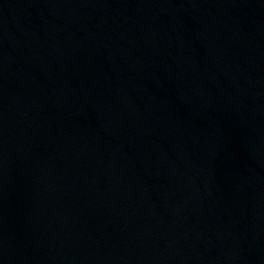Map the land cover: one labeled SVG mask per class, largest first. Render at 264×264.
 Instances as JSON below:
<instances>
[{"label": "water", "instance_id": "water-1", "mask_svg": "<svg viewBox=\"0 0 264 264\" xmlns=\"http://www.w3.org/2000/svg\"><path fill=\"white\" fill-rule=\"evenodd\" d=\"M0 264H264V0H0Z\"/></svg>", "mask_w": 264, "mask_h": 264}]
</instances>
